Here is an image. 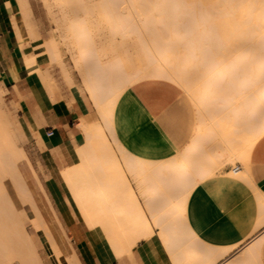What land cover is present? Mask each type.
<instances>
[{
	"label": "bare ground",
	"instance_id": "6f19581e",
	"mask_svg": "<svg viewBox=\"0 0 264 264\" xmlns=\"http://www.w3.org/2000/svg\"><path fill=\"white\" fill-rule=\"evenodd\" d=\"M178 1L65 0L71 11L67 20L70 25L65 26L69 31L65 33L71 32L74 41L68 46L73 45L77 49L76 54L79 53L75 57L71 53L74 58L71 61L82 65V68L79 65L82 85L98 106L103 125L106 131H110L116 146L118 142L112 132L115 110L124 116L122 99L125 92L141 79H161L183 87L192 102L195 123L192 139L176 156L146 160L119 148L135 184L133 187L100 123L87 124L78 117L85 141L75 148L78 160L72 164L69 162L71 165L61 170V177L86 227L100 229L116 258L130 254L134 245L152 237L154 227H158V238L172 264H263L264 230L233 250V245L203 243L184 219L191 190L199 184H213L210 191L220 200L226 197L228 188L237 193L242 191L241 195L245 196L243 198L248 200L254 212L250 217L252 229L264 223V213L263 220L261 217L264 196H259L258 192L253 196L250 194L252 183L248 174L250 151L264 135V0H198V6L197 0H185L186 11L182 8L185 14L181 12L185 17L177 12ZM22 3L19 1L17 8L20 18L15 17L16 13L12 14L11 23L16 39L23 47L27 31L23 29L22 22L28 12L24 15ZM170 4L177 9H173L177 13L171 11L175 14L171 17L173 20L166 18V22H159V18L161 33L147 38L152 43L151 47L159 50L158 41L165 37L163 40L166 41L161 42L167 44L169 55L161 54L162 64H152L146 55L142 61L143 42L146 40L143 33L148 34L154 25V10L165 12ZM94 15L109 24L107 30H110L111 40L115 36L123 40L119 46L116 45V37L113 39L115 44L106 59L95 51L96 42L91 34L95 28L93 23H97ZM169 24H172L171 32H168ZM134 33L136 54L140 53L142 62L134 59L138 58L137 55H130L132 44L129 47L127 40ZM45 44L47 46L39 53L28 52L23 47V67L21 71L11 67V74L17 81L22 75L42 71L53 102L63 97L61 88L49 70H41L37 56L46 53L49 58L61 62L63 51L55 41ZM59 66L70 93L78 97L79 91L70 72L64 64ZM26 123L38 134L32 121L28 119ZM22 124L15 122L0 92V264H45L23 228V216L28 217L35 230L42 229L52 253L51 264H81L75 251L68 255L63 253L34 204L32 192L18 164L19 159L25 156L17 145ZM225 160L234 167L230 171L216 172L217 166ZM13 195L18 197L20 207ZM25 201H29L34 211L31 217L24 207ZM245 224L242 223L241 227L247 235Z\"/></svg>",
	"mask_w": 264,
	"mask_h": 264
},
{
	"label": "crops",
	"instance_id": "0c3cea01",
	"mask_svg": "<svg viewBox=\"0 0 264 264\" xmlns=\"http://www.w3.org/2000/svg\"><path fill=\"white\" fill-rule=\"evenodd\" d=\"M16 6L17 0H0V79L4 86H11L14 83L11 67L16 71H21L22 65L20 62V58H22L21 50L19 43H17L18 40L16 42V35L14 37L15 30L11 23L12 14L16 13ZM79 88L78 97L71 94L68 90H64L63 97L60 99L40 105L37 130L44 146L40 155L43 167L50 174V178L56 186L59 195L58 214L63 220H67L68 227H72V230H70L71 239L75 244L78 252L76 254L80 263L170 264L169 256H167L168 254L166 255L167 252L165 253L164 247L159 242L160 240L157 241L154 235L140 240L132 247L130 254L125 253L117 258L98 228L88 229L94 238L92 247L97 250L100 256L88 245V233L83 231L80 222H77V218L80 215H78L74 206L70 205L72 199L67 194V188L60 173L66 166L78 160L75 148L85 141L84 133L79 127V118L87 124L92 122L102 123V119L88 92L82 88V84ZM128 92L144 110L150 123L147 120H143L144 126H139L132 116H123L121 111L115 110V123L113 131H111L114 132L113 135L116 138V142H118L117 146L112 141L113 137L111 134L109 135L110 131H106L104 126L103 130L110 141L111 147L113 146V151L119 158L122 165L121 168L125 172L130 185L133 186L135 184L130 182L129 176L131 174L127 173L128 170L123 162L124 160L121 158L119 148H124L132 155H136L141 150H144L146 139L155 137L158 133L167 140L171 147L180 149L191 137L195 116H193L194 108L188 96L181 88L169 81L150 78L141 79L130 85ZM49 129L52 130L51 135L46 134ZM223 171L229 170L225 169ZM248 174L252 183V188L250 187L251 193H249L253 196L258 192L259 196H264V135L250 151ZM227 190V193L225 192L226 197L220 200V198L213 195L206 185L199 184L191 190L188 196L184 219L186 225L200 241L208 245H233L236 247L237 245H242L244 241H249L264 230V223H261L262 225L260 224L259 227L257 226L258 228L255 230L252 229L250 217L254 212L248 202L242 201L245 196H242L240 192L237 193L231 189ZM263 213L262 211L261 217ZM242 223H246V226H243H245L246 232L248 231L249 234L245 235L241 227ZM250 229H252V232L249 231ZM98 233L102 235L106 247L114 259H99L103 257L104 252H101V247L99 246Z\"/></svg>",
	"mask_w": 264,
	"mask_h": 264
},
{
	"label": "rangeland",
	"instance_id": "374dc122",
	"mask_svg": "<svg viewBox=\"0 0 264 264\" xmlns=\"http://www.w3.org/2000/svg\"><path fill=\"white\" fill-rule=\"evenodd\" d=\"M17 1L19 3V1H21V0H17ZM22 2H23L22 6L24 9V15L26 12H28V14L26 13L25 19L22 22L23 29L25 31H27V33H28V35H27V33L25 32L26 43L24 44L23 47H25V50L28 52L39 53V52H42L45 49V47L47 46L45 43H47V42L50 43L51 40H52V42L53 41L57 42L62 47V51H63V53L61 55L62 61L59 62V60H58V62H57L56 59H54V58L51 59L47 56L46 53H42V54H38V56H37L39 59L38 64H39L41 70H47V71L49 70L48 72L51 73L52 77L56 80V82L60 86L61 91H62V95H63L64 90L69 91V86L65 82V79L62 76V70L59 66V64H64L71 74L74 85L76 86L77 90L80 91L79 86L81 84L84 85L83 79L81 78L82 74L80 75V73H79L82 70V69H80V67L82 65L75 64V63H73L74 61L73 62L71 61V59L74 60L73 57L77 56L79 53L76 54L77 49H75L76 47H74L73 45L70 46L72 51L70 50V47L68 45L74 44L73 43L74 41H72L71 32L67 33L68 35L65 33L66 30L69 31V29H66V28H68L70 25L69 22L67 21V20H69L68 15L70 16L69 13H71L69 8H67V6H66L68 2H65V0H22ZM183 2H185V3H183ZM197 2H198V0L195 2L196 6H198ZM18 3L16 6V11H15L16 12L15 17L17 19L20 18V15L17 14ZM177 4L179 6L177 8L178 9L177 12H180V14L183 17H185L184 11H186V9H185L186 6L184 7V5H187V2L185 0L184 1L179 0L177 2ZM188 4L190 7V3H188ZM171 6H172V4H170L166 8L165 12H160V11L158 12L157 10H154V11H156L155 12L156 17L154 16L156 20L153 19L152 25L153 24L154 25L151 26L152 28L149 29V31L152 32V34H150V32H149L148 34H146L147 35L146 36L145 33H143V37L146 38V40L150 35L152 36L155 34L157 35V33L158 34L161 33L159 28H161L162 26H161V23L158 24L159 22H161V20H162V22H166V18L170 19L171 21L173 20V18L171 19V17H172V15H173V17H175V14L173 12H176L175 10H177V9H175L173 6L171 8ZM182 8H184V11ZM173 9H175V10H173ZM192 9H194V8H192ZM192 9H189L188 11H193ZM195 9H196V7H195ZM169 11H170V13H172L171 15H170ZM171 11H173V12H171ZM182 11L184 14L181 13ZM64 12H66L67 14ZM157 12H158V14H160L159 16H158ZM64 14H66V15H64ZM167 14H168V16H167ZM95 17L97 18V16H95ZM159 18H160V21H159ZM99 20L97 18V21H96L97 23H95V22L93 23L94 24L93 27H95L93 30H95V32L92 30L91 34H93L92 35L93 39H95L94 42H96V43H94V44H96V50L95 51L97 53H99V55L101 54V57H103V59L104 58L106 59L107 55L110 52L111 47L115 44V41L117 43L116 45L120 46L121 44H123V40H121V38H118L119 36H115L116 37L115 41L113 40L115 37L111 40L110 39V37H112L111 34L108 35V31H110V30H107V27H109L108 26L109 24L105 23V21L103 22L102 19L100 21ZM169 21H167V22L170 23ZM67 24H68V27L65 28V26ZM167 24H166V26H167ZM171 25L169 26V30L167 29L168 32L172 31V28L170 31ZM152 29H153V31H152ZM12 31H13V28H12ZM163 32H164V30H163ZM13 34H14V31H13ZM63 35L64 36L67 35L68 37L70 36L71 37L70 40L72 42L69 39H67L68 38L67 36H65L66 38L62 37ZM166 35H168V34H166ZM134 36H136V33H134V35L127 40L128 46L130 44H132V45H130L132 47L129 50L131 52L130 55L132 54L131 56H133V57H135L137 55L136 54L137 51H136V47H135L137 45V42H136L137 40ZM14 37H15V34H14ZM161 38L163 40L165 37L164 38L161 37ZM15 39H16V37H15ZM62 40H64L67 44ZM146 40H144V42H143L145 44V45L143 44L144 53L141 55L142 56L146 55V58L149 57L148 60H150V62L152 64L153 63L156 64V63H160V62H161L160 64H162L161 54L166 53V55L167 54L169 55V53L167 51V44L166 43H165V45L163 44L166 41V39L163 40V43L161 42L162 40L158 41V42H160V45H159L160 47H159V50L158 49L157 50L160 53L151 47L152 43L150 44V41H149L150 39L147 40L148 42ZM145 41H146V43H145ZM16 42H17V39H16ZM17 43H19V41ZM23 47L19 44V48L21 51H22ZM153 50H154V52H153ZM71 53H72L73 57H72ZM152 53L155 56H153ZM156 53H157V55H156ZM137 56H138V58L137 57L134 58L135 60L136 59H137V61L138 60L141 61V59H142V61L145 60L144 56L141 59L139 58L140 53ZM157 56H159V57H157ZM154 57H155V59H154ZM156 59H157V61H159V60L160 61L157 62ZM54 60H55V63H53ZM20 62H21V58H20ZM50 62H52L53 64L52 63L50 64ZM141 62H137V63H141ZM50 65H52V66H50ZM79 65H80V67H79ZM22 67L23 66L21 65V69H22ZM163 67L165 69L166 66H163ZM166 68H168V67H166ZM13 81H14V83L11 86H8V85L4 86L1 82V79H0V88L2 89V91L0 89V92L2 93V96H3L4 105L8 109V111L12 114L15 122L16 123H23L21 126V129L19 130V133H18L17 145L19 146L20 149L23 150L25 156L23 158L21 157L22 159H19V163H18L19 168H20L22 174L24 175V177H25V179L29 185V188L32 192V196L34 198L33 199L34 204L36 205V207L38 206L37 207L38 210L41 211V212L40 211L39 212L42 216V219L44 220V222H46V224H48L56 242L60 246L63 253L68 255V254L72 253L73 251L77 252L75 244L73 243V241L71 239L70 230H72V227H68L67 220L66 221L63 220L62 217L60 216V214H58V207H59L60 202H58L59 195L57 193L56 186L53 184V182L50 178V174L48 173V171H46L44 169L42 161H41V157H40L41 149L44 146H43L42 141L40 139L39 133L38 134L34 133V131L31 129V125L29 126L26 123L27 120L29 119L30 121H32V123L35 124L36 128L38 129V126H39V121H38L39 106L40 105L42 106L44 103H46L48 101H51L50 97H49L50 90L46 88L47 85H46V81L44 79V75H43L42 71H39V72H36L33 74L22 75L19 77V79L17 81L16 80H13ZM83 85H82V88L85 91H87L85 86H83ZM177 86L179 88H181L183 90V92L188 96L187 91L183 87H181L180 85H177ZM42 93L44 94V96ZM94 105H96V104H94ZM95 107L97 108V112H99L98 106L96 105ZM122 110L124 111V116H126V115L132 116L134 118L135 122L139 126H144L143 120H147L150 123V120H148L149 119L148 116L146 115L144 110L140 107V105L130 96L128 89L125 92L124 99H122ZM99 114H100V112H99ZM100 116H102V115L100 114ZM100 125H101L102 131H104L103 126L105 124L103 125V121H102V123H100ZM191 139H192V134H191L189 141L184 146H187V144L190 142ZM184 146H182L181 148H183ZM180 149H174L173 147H171L170 144L167 142V140L162 135L157 133L155 135V137H152V138L148 137L146 139V144H145L144 150H141V152H139L136 155L141 156L143 159H146V160L164 159V158H168L170 156H176L178 154V152L180 151ZM213 153H216V151L214 150ZM121 158H122V155H121ZM25 159H27L28 161ZM225 161L226 162L223 161L219 166H217L218 169H215L216 172H222L225 169H228L230 171L234 167V164H232L231 162H228V160H225ZM28 162H29V164H27ZM29 165H30L31 169H30ZM238 165L239 164L237 163L236 166H238ZM32 172L34 175L32 174ZM127 173H130V172L127 171ZM130 181L133 182L132 177H130ZM212 185L213 184L206 185V186L209 189H212V187H211ZM133 187H135V185H133ZM66 191H67V194L70 195L69 191L67 189H66ZM239 192H242V191H239ZM213 195L218 198V195H216V194H213ZM13 196H14V198H16V200H15L16 204L20 207L21 203H20L18 197L15 195H13ZM242 201L248 202V200L245 198H242ZM248 204H249V202H248ZM70 205H73L74 209L76 210L78 215H80L75 204L72 201H70ZM24 207L26 208L29 217L34 215V211H32L33 209L31 208L29 201L28 202L25 201ZM22 219H23V228L25 231H27L26 233H28V235L32 238V240H33L34 244L36 245L37 250L41 256V259L43 260V262L45 264H51L52 253L49 251V249L47 247L42 229L35 230L34 227L32 226V224L30 223L28 217L23 216ZM78 221L80 222L82 230L88 233L87 234L88 245H90L91 249L98 256H100L98 254L97 250H94L92 247V242L94 240L93 235H91L90 230L86 227L81 216L79 218H77V222ZM157 231H159V228L154 227V234H153L154 238L157 239V241H159ZM98 235H99V246L101 247V252L102 253L104 252L103 257L101 256L103 259L102 258H99V259H101V260L114 259L111 256L110 251L107 249L106 244L102 238V235L100 233H98ZM68 242H69V244H68ZM244 242L246 243V241H244ZM244 242L242 243V245L244 244ZM242 245L241 244L237 245L233 250H237ZM262 247H263L262 250L264 253V245ZM70 248L72 249V251ZM164 251L166 253V250H164ZM263 253H262V257H263L262 262L264 261V256H263L264 254ZM166 255H167V253H166ZM168 259H169V257H168ZM169 261H170V259H169ZM15 264H17V263H15ZM170 264H172L171 261H170ZM263 264H264V262H263Z\"/></svg>",
	"mask_w": 264,
	"mask_h": 264
},
{
	"label": "built area",
	"instance_id": "2783aa9c",
	"mask_svg": "<svg viewBox=\"0 0 264 264\" xmlns=\"http://www.w3.org/2000/svg\"><path fill=\"white\" fill-rule=\"evenodd\" d=\"M47 135H51L52 134V130L49 129L47 132H46Z\"/></svg>",
	"mask_w": 264,
	"mask_h": 264
}]
</instances>
